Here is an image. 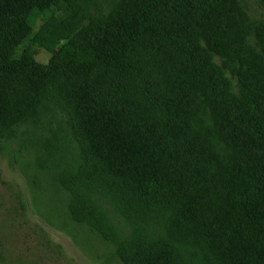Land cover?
Returning a JSON list of instances; mask_svg holds the SVG:
<instances>
[{"label":"trees","instance_id":"obj_1","mask_svg":"<svg viewBox=\"0 0 264 264\" xmlns=\"http://www.w3.org/2000/svg\"><path fill=\"white\" fill-rule=\"evenodd\" d=\"M77 1L0 0V139L52 96L82 147L71 189L129 213L124 264H264V24L251 46L234 0H123L47 64L18 56L34 17ZM213 55L236 64L237 92ZM74 204L110 235L94 204Z\"/></svg>","mask_w":264,"mask_h":264},{"label":"rangeland","instance_id":"obj_2","mask_svg":"<svg viewBox=\"0 0 264 264\" xmlns=\"http://www.w3.org/2000/svg\"><path fill=\"white\" fill-rule=\"evenodd\" d=\"M234 1L235 17L254 46V27L264 24V5L260 0ZM122 2L78 0L51 8L32 19L31 34L18 48V56L29 53L47 64L74 30L114 15ZM212 60L225 68L237 92L236 64L215 55ZM210 124L206 119L205 125ZM82 161L73 118L52 96L37 119L0 139V264H124L119 249L133 236L128 212L119 211L110 194L85 186L78 192L71 189ZM77 198L96 206L106 219L109 236L76 220ZM151 229L155 238L165 235L164 225Z\"/></svg>","mask_w":264,"mask_h":264}]
</instances>
